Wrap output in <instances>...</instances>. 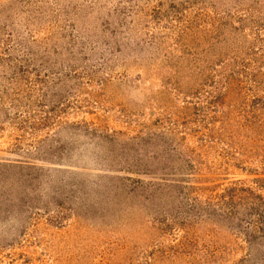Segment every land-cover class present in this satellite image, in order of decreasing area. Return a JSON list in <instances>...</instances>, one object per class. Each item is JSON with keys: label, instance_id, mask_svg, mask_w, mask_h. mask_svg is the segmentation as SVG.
I'll use <instances>...</instances> for the list:
<instances>
[{"label": "rangeland", "instance_id": "rangeland-1", "mask_svg": "<svg viewBox=\"0 0 264 264\" xmlns=\"http://www.w3.org/2000/svg\"><path fill=\"white\" fill-rule=\"evenodd\" d=\"M0 264H264V0H0Z\"/></svg>", "mask_w": 264, "mask_h": 264}]
</instances>
